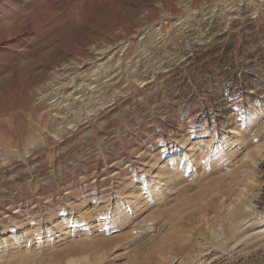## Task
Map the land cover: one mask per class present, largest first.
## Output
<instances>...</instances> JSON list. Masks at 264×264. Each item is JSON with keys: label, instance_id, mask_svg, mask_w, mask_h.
Here are the masks:
<instances>
[{"label": "rangeland", "instance_id": "rangeland-1", "mask_svg": "<svg viewBox=\"0 0 264 264\" xmlns=\"http://www.w3.org/2000/svg\"><path fill=\"white\" fill-rule=\"evenodd\" d=\"M7 28L0 264H264V0H0Z\"/></svg>", "mask_w": 264, "mask_h": 264}, {"label": "bare ground", "instance_id": "bare-ground-1", "mask_svg": "<svg viewBox=\"0 0 264 264\" xmlns=\"http://www.w3.org/2000/svg\"><path fill=\"white\" fill-rule=\"evenodd\" d=\"M22 22V21H21ZM26 22V21H25ZM31 25V24H30ZM8 29V28H7ZM10 29V28H9ZM3 30L0 34V45L2 43H6L9 40L14 38V34L10 32L11 30ZM30 30V26L26 25L23 28V34H26V32ZM17 36V35H16ZM101 51V50H100ZM107 51L99 52L98 59H102L106 55ZM108 53V52H107ZM72 57V56H71ZM70 58V57H69ZM72 60V59H71ZM65 63V62H64ZM67 63V62H66ZM81 64L78 62H74L71 64H65L62 65V67L58 70H55L52 72V79L53 82L51 84V88L47 94L41 95L39 99L43 102H47L48 109L50 111H57L59 109H62L67 103V100L69 99V95L73 96V94H80L81 93ZM119 67V66H118ZM80 68V69H79ZM87 73V72H86ZM84 78V77H83ZM94 79V78H93ZM87 80V79H86ZM96 80V79H95ZM50 84V83H49ZM89 84V83H88ZM49 86V85H48ZM86 87V86H85ZM84 87V88H85ZM70 89L71 91L67 93V90ZM88 89V88H87ZM67 93V94H66ZM69 96V97H68ZM73 98V97H70ZM76 98V97H75ZM55 115V114H54ZM50 204V203H49ZM14 206V205H13ZM48 208V207H47ZM11 209V208H10ZM13 212V211H12ZM46 212V211H45ZM1 213V212H0ZM14 213V212H13ZM22 213V212H21ZM36 214V213H35ZM10 218V217H9ZM26 218V217H25ZM252 217L250 215H246L244 217L245 222H250ZM59 224V223H57ZM61 224V223H60ZM248 225V224H247ZM58 226V225H57ZM53 229L50 227L48 230ZM28 230V228H27ZM31 230V229H30ZM33 231V230H32ZM65 231V230H64ZM28 233V232H27ZM24 233V234H27ZM32 233V232H31ZM35 233H40L39 230H37ZM33 234V235H34ZM64 234V232L62 233ZM30 235V234H29ZM32 236V235H31ZM30 236V237H31ZM169 243V242H168ZM170 244V243H169ZM174 244V243H173ZM182 244V243H181ZM177 245V244H176ZM176 245H174L176 247ZM170 247V246H169ZM178 247V246H177ZM180 250V249H179ZM24 255V254H23ZM27 257V256H26ZM13 260V259H12ZM25 262V261H23ZM184 263V262H183Z\"/></svg>", "mask_w": 264, "mask_h": 264}]
</instances>
